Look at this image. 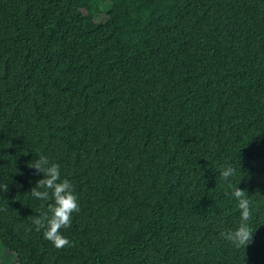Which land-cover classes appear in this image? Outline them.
Segmentation results:
<instances>
[{
	"label": "trees",
	"instance_id": "1",
	"mask_svg": "<svg viewBox=\"0 0 264 264\" xmlns=\"http://www.w3.org/2000/svg\"><path fill=\"white\" fill-rule=\"evenodd\" d=\"M42 154L78 198L71 247L31 222L51 202L29 194ZM228 165L253 202L244 248L221 236L239 224ZM0 248L18 264H264V0H0Z\"/></svg>",
	"mask_w": 264,
	"mask_h": 264
},
{
	"label": "clouds",
	"instance_id": "2",
	"mask_svg": "<svg viewBox=\"0 0 264 264\" xmlns=\"http://www.w3.org/2000/svg\"><path fill=\"white\" fill-rule=\"evenodd\" d=\"M28 167L43 175V178L37 180L35 186L31 188L29 192L31 197L40 201L51 200L37 215L31 216L35 230H43V238L57 249L73 246L60 231L62 228H69L73 213L80 211L72 183L68 179H61L60 165L50 162L46 155L42 154L38 159L32 160ZM235 175L236 169L231 165L223 167L219 172L221 180L228 182L231 197L236 201L239 212L238 227L221 232V236L236 248H244L251 242L254 231L250 226L253 202L245 190L237 187L243 177L238 183H231ZM4 191H7V185H4Z\"/></svg>",
	"mask_w": 264,
	"mask_h": 264
},
{
	"label": "rangeland",
	"instance_id": "3",
	"mask_svg": "<svg viewBox=\"0 0 264 264\" xmlns=\"http://www.w3.org/2000/svg\"><path fill=\"white\" fill-rule=\"evenodd\" d=\"M96 20L104 22L106 16L104 14L97 15ZM0 264H18L16 255L6 249L0 248Z\"/></svg>",
	"mask_w": 264,
	"mask_h": 264
}]
</instances>
